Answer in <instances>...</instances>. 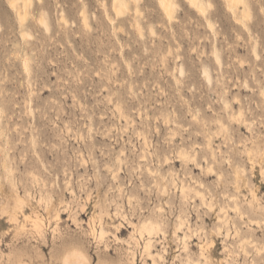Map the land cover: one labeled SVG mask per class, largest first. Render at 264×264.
<instances>
[{
  "label": "rangeland",
  "instance_id": "1",
  "mask_svg": "<svg viewBox=\"0 0 264 264\" xmlns=\"http://www.w3.org/2000/svg\"><path fill=\"white\" fill-rule=\"evenodd\" d=\"M176 1L33 0L23 37L0 0V264H264V0H205L214 28Z\"/></svg>",
  "mask_w": 264,
  "mask_h": 264
},
{
  "label": "bare ground",
  "instance_id": "2",
  "mask_svg": "<svg viewBox=\"0 0 264 264\" xmlns=\"http://www.w3.org/2000/svg\"><path fill=\"white\" fill-rule=\"evenodd\" d=\"M8 1H9L10 5H11L12 9L16 12L17 17H18V19H19V21L21 23L23 37H28L29 35L31 36V33L26 28V20H27L29 14L31 13L30 10H31V6H32V3H33V0H22L23 3L21 5L18 4L19 0H8ZM131 1L132 0H113L114 9L119 14L124 13L125 10L130 8L129 2H131ZM158 1H159V4H160V6H161L166 18L169 21H172V19L175 17V12L177 10L178 2L176 0H158ZM133 2H135V12L136 13H138V12L141 13L139 11V6L137 4L138 3L137 0H133ZM188 2H189L190 5L194 6L201 14H203L205 16V18L207 19V22L209 23L210 27L214 28V23L210 19L209 15L207 14L208 8L212 5L210 2H206L205 0H188ZM225 2L227 4L228 8H230L232 10V13L234 14V16L236 17V19L238 21L245 22L246 19H248L250 17V15H251V7H250L249 0H225ZM82 12H83L82 13V17H83L84 22L88 23V15L86 13V10H84ZM61 17H62L61 19L63 21L67 22L66 17L64 15L61 16ZM134 19H136V18H134ZM38 20L45 27V29H47V30L50 29L51 24L49 23V20H48V18H47L45 13L42 12L39 15ZM136 22H137L136 24L140 25V27H141V24L138 21H136ZM138 25H136V26H138ZM88 26H90V25L88 24ZM140 27H139V29H140ZM152 31H154V29H152ZM153 33H155V32H153ZM216 56H217L216 58L218 59V61H220V55L217 52H216ZM27 61L28 60L24 61L26 70L29 67V63H28L29 61L28 62ZM181 69L183 70V68H181ZM182 73H183V71H182ZM204 74L206 75L208 80L212 79L211 73L206 67L204 68ZM262 94H264V93H262ZM242 115H243L242 111L240 110L236 118H239ZM7 162H5V163H7ZM166 186H167V184H166ZM188 188H189V186H186L185 184H183L181 190H182V192H185L186 189H188ZM196 193L199 194V197H201L200 199L202 200L201 201L202 203H205L209 207H211V208L213 207V209H214L215 202L212 199H211L210 202L207 201V199L205 198L206 197L205 193L203 194V191L201 192L200 190H198ZM20 199H22V198H20ZM226 208H227L226 205H220L218 207L219 211H224ZM234 208L236 210L239 209L238 203H234ZM225 213H226L225 214V218L226 217L228 218L229 215H227V210H225ZM93 223H95V222H93ZM43 224L44 223H43L42 218H40V217H37V218L33 217L32 218L33 228H35L37 230V232L41 231V228L43 227ZM182 225H183V222H180V225L178 224V226H179L178 229H180ZM234 226H235V234L239 235V231H240L239 227L237 225H234ZM219 229H221V228L219 227ZM92 230L95 233V235L97 237H100V238H104L106 236V233H107L106 230L102 227L101 223H100L99 227H95V225H94ZM160 230H162V228L160 226V223H158V222L156 223L153 220H147V221H145L142 224V228L139 231L140 232L139 234H140L141 238H144V251L147 252L148 255H150V257H152L154 262L156 261V257L157 256L158 257H162L161 253H154V251H153L154 241H155L154 240V236ZM137 231H138V229H137ZM229 233L230 232L228 230L226 235L228 236ZM145 234L147 235V237H145ZM132 237L136 238V236H134V234L132 235ZM185 237H187V234H185ZM185 237H184L183 240L185 242V246H187L186 245V241H185ZM240 239L242 240V243L245 244V242L249 240V235H247V234L242 235ZM249 242H251V241L249 240ZM210 243L213 244V240H211ZM202 255L205 256V253L202 252ZM205 257L207 258L208 256H205ZM131 258H132L131 264H136V262H135L136 253L133 252ZM16 264H27V263L20 261V262H17ZM61 264H89V263L87 261V257L84 255V253L82 254L81 251L79 252L78 250H75L72 254H63L61 256ZM184 264H201V263L198 260L197 261L187 260ZM203 264H207V263L204 262Z\"/></svg>",
  "mask_w": 264,
  "mask_h": 264
}]
</instances>
